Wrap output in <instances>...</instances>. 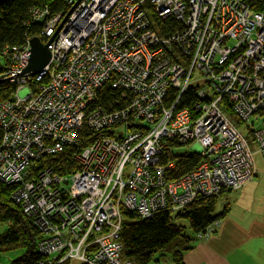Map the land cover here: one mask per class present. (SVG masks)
I'll return each mask as SVG.
<instances>
[{"label": "built area", "instance_id": "built-area-1", "mask_svg": "<svg viewBox=\"0 0 264 264\" xmlns=\"http://www.w3.org/2000/svg\"><path fill=\"white\" fill-rule=\"evenodd\" d=\"M29 13L41 40L52 39L51 59L40 73H24L32 36L0 47V87L11 88L0 94V182L16 183L14 199L42 231L41 264H137L124 255L127 212H178L256 175L252 143L264 157V7L43 0ZM106 87L119 94L108 104L99 100ZM192 87L191 104L181 106ZM86 131L93 140L80 146ZM193 144L198 164L169 179L167 150ZM68 146H77L73 171L48 164L28 178L37 160ZM216 221L196 236L212 234Z\"/></svg>", "mask_w": 264, "mask_h": 264}, {"label": "trees", "instance_id": "trees-1", "mask_svg": "<svg viewBox=\"0 0 264 264\" xmlns=\"http://www.w3.org/2000/svg\"><path fill=\"white\" fill-rule=\"evenodd\" d=\"M43 0H3L0 1V47L4 44H19L25 40L26 35L35 36L41 31V24H28L29 10ZM253 11L261 10L264 7V0H248ZM57 6V5H55ZM59 7V6H58ZM56 7V8H58ZM171 28L179 27V22L167 20ZM164 29V28H163ZM13 89V88H12ZM11 91L9 87H0V94L8 96ZM195 95V88H189L180 102L181 106H188ZM110 87H106L100 95L101 103L118 97ZM174 95H172L173 98ZM170 100V99H169ZM169 103L171 101H168ZM249 139L253 141L252 132H248ZM91 132H84L80 146H84L93 139ZM1 139V129H0ZM170 146H175L171 142ZM77 146H68L59 152L48 154L37 160L31 166L28 178L35 177L39 170L48 164L54 165L61 173H70L77 167V161L73 158V152ZM164 160H173L174 165L168 168L169 179L179 178L200 161V154L197 152H179L177 149L167 150ZM16 183L0 182V223H6L7 229L0 232V249L22 247L23 253L15 257L9 264H41L46 258L38 247L42 238V231L35 225L32 216L25 213L13 193ZM219 195L204 196L184 210L173 212L161 210L149 217H138L131 212L126 213L121 230V239L124 243V255L136 260L137 264H148L155 255L173 245L177 240L184 243L191 241L188 228L196 235V232L204 230L208 225L224 216L226 208L216 213V204ZM186 220L188 224L182 222ZM179 249L174 250V256L179 262ZM62 264H70L66 260Z\"/></svg>", "mask_w": 264, "mask_h": 264}, {"label": "crops", "instance_id": "crops-1", "mask_svg": "<svg viewBox=\"0 0 264 264\" xmlns=\"http://www.w3.org/2000/svg\"><path fill=\"white\" fill-rule=\"evenodd\" d=\"M224 208L212 234L199 238L188 230L191 241H175L171 256L157 264H264V163L245 185L224 193L215 212ZM175 249L180 250L179 262Z\"/></svg>", "mask_w": 264, "mask_h": 264}, {"label": "rangeland", "instance_id": "rangeland-1", "mask_svg": "<svg viewBox=\"0 0 264 264\" xmlns=\"http://www.w3.org/2000/svg\"><path fill=\"white\" fill-rule=\"evenodd\" d=\"M1 64H2V59L0 57V65ZM225 112L227 115H229L230 118H232L234 121H237L236 115L231 110L225 108ZM241 129L244 130L243 127H241ZM252 147H253V149L256 150L257 167L261 166L264 163V158H263L261 152L258 150L257 145L252 143ZM188 148L189 147L182 146V147L178 148L177 150L179 152H187V151L188 152H197L200 149L199 147H197L194 144L191 146V148H189V149ZM224 193L219 195V199L217 202V208H219V207H221V205H223ZM182 222L187 223L186 220H182ZM6 229H7V224L6 223H0V232L5 231ZM188 230H190V229H188ZM172 246L173 245H168L162 251H159L148 264H157L158 259H161V261L163 262L165 260V258H168V255L171 256ZM23 251H24V249L22 247L0 249V264H9L15 257H17L21 253H23ZM70 264H89V263H83L79 259H73L70 261Z\"/></svg>", "mask_w": 264, "mask_h": 264}, {"label": "water", "instance_id": "water-1", "mask_svg": "<svg viewBox=\"0 0 264 264\" xmlns=\"http://www.w3.org/2000/svg\"><path fill=\"white\" fill-rule=\"evenodd\" d=\"M51 40L52 39L47 42H43L38 35L31 38V54L29 64L24 70V73L28 72L34 75L40 73L45 68L51 59Z\"/></svg>", "mask_w": 264, "mask_h": 264}]
</instances>
